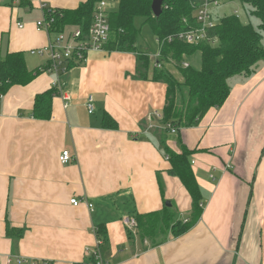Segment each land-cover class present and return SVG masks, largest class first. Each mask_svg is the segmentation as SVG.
I'll use <instances>...</instances> for the list:
<instances>
[{
  "label": "crops",
  "instance_id": "1",
  "mask_svg": "<svg viewBox=\"0 0 264 264\" xmlns=\"http://www.w3.org/2000/svg\"><path fill=\"white\" fill-rule=\"evenodd\" d=\"M86 1L0 0V58L21 52L32 74L27 84L0 92V264L87 261L101 224L104 264H264V58L250 73L229 79L226 102L198 125L171 133L159 116L168 85L153 74L155 67L174 72V59L162 61L159 38L158 51L150 45L135 52L92 51L85 64L57 72H48V54L32 52L75 26L38 29L47 9H75ZM105 1L110 12L113 3L118 8L119 0ZM260 45L264 49V34ZM140 55L150 59L147 78ZM51 90L45 118L36 101ZM166 146L193 150L203 212L180 236L144 238L123 219L167 202L179 220L193 211L190 193L169 173ZM64 150L71 152L70 163L60 160ZM73 198L81 203L75 206Z\"/></svg>",
  "mask_w": 264,
  "mask_h": 264
},
{
  "label": "trees",
  "instance_id": "2",
  "mask_svg": "<svg viewBox=\"0 0 264 264\" xmlns=\"http://www.w3.org/2000/svg\"><path fill=\"white\" fill-rule=\"evenodd\" d=\"M100 1L87 0L75 9L55 8V12L54 8H49L45 14L48 17L51 15L52 27L57 30H63L67 24H74L87 31ZM154 1L119 0L118 8L109 13L110 36L104 48L107 51H137L139 29L135 20L139 16L145 17V23L160 40L169 34L197 26L191 5L193 0H161L162 12L159 16L153 14ZM238 1L252 7L253 13L260 19L258 27L229 14L209 30L210 36L217 35L219 38V43L215 46L208 41L189 44L179 39L162 44V61L169 62L170 58L174 59L176 69L182 74L180 78L163 67L154 68L153 78L163 80L168 85L167 101L161 117L165 125L171 124L177 129L198 125L210 109L226 102L231 91L229 79L238 74L250 73L257 62L264 58V49L260 45L264 34V0ZM197 50L202 57L201 67L195 68L191 64L185 67L184 63L188 61L185 56H191ZM139 63L141 76L147 78L150 70L149 57L140 55ZM31 79L32 74L28 71L21 52L8 53L0 58V92L5 94L12 85L27 84ZM53 92L47 91L37 97L36 109L40 116L50 117ZM111 126L116 127V122ZM164 130L169 131V128L166 126ZM165 152L171 163L169 173L179 177L190 193L193 211L185 222L177 219L176 213L169 206L150 213L136 214L135 219L144 238L167 234L180 236L191 229L203 212L202 191L190 161L193 150L184 148L178 152L166 146ZM7 231L8 235H15L9 227ZM96 233L105 242L106 230L103 224L97 226ZM75 264H96L95 255L90 256L87 261Z\"/></svg>",
  "mask_w": 264,
  "mask_h": 264
},
{
  "label": "built area",
  "instance_id": "3",
  "mask_svg": "<svg viewBox=\"0 0 264 264\" xmlns=\"http://www.w3.org/2000/svg\"><path fill=\"white\" fill-rule=\"evenodd\" d=\"M223 4L222 0H193L191 3L194 11V19L199 25L197 28H191L186 31H181L176 34H171L168 38L169 41L174 39H179L185 43L194 44L202 41L204 37H207V41L212 45H217L219 43V38L217 35L210 36L209 30L216 27L219 20H215L212 14V10L218 8ZM44 8L46 6H43ZM55 12V8L53 9ZM109 9L105 0H101L97 3L96 10L94 12L93 22L87 31H83L80 26H76V30L68 32H58L55 39L50 40L49 44L38 50H33V53L38 55H49V66L48 72L65 71V67L72 64H85L88 61L89 53L92 51H104L105 43L108 41L110 36V22H109ZM235 14L239 15L236 11ZM51 15L48 17L45 14L43 18L36 22L37 28L40 30H45L49 32L52 29L53 19ZM20 28L24 27V24L18 22ZM162 44L165 42L161 40ZM218 42V43H217ZM190 63L187 61L184 63L185 67H188ZM159 66V65H158ZM61 81H57L55 85L61 86ZM3 95L0 94V98ZM87 106L90 113L95 110L94 98L89 96L87 99ZM162 117V114L159 115ZM168 127L171 133H177L178 129L171 124H166L164 127ZM60 160L62 163H70L72 161V155L69 150L62 151L60 155ZM71 203L78 206L81 200L76 198L71 199ZM89 207L92 208L93 205L89 203ZM124 224L128 228L136 229L138 223L134 217H125L123 219ZM188 221V219H185ZM101 241L98 240V243ZM98 247L89 249L88 252L90 256L95 255L96 264H104V261L99 254Z\"/></svg>",
  "mask_w": 264,
  "mask_h": 264
},
{
  "label": "rangeland",
  "instance_id": "4",
  "mask_svg": "<svg viewBox=\"0 0 264 264\" xmlns=\"http://www.w3.org/2000/svg\"><path fill=\"white\" fill-rule=\"evenodd\" d=\"M107 2V1H106ZM223 2L227 3V4H221L218 8L213 9L212 10V14L215 20H219L223 15H227V14H232L233 11L235 10H239L240 11V18L244 23H252L255 27H258L260 24V19L257 15H255L253 13L252 7L249 5H244L242 4L240 1L238 0H223ZM115 6V7H114ZM110 8V6H109ZM112 10H116L117 6L115 5V3H113V7L111 6ZM220 22V20H219ZM135 25L137 26V28L139 29V36H138V40H137V47L139 49H145L146 47H151L152 50L154 51H158L159 49V44L157 41V36H155V34L153 33L151 27L145 23V17H137L135 20ZM78 25L75 26H70V27H66L65 28V33L68 31H72V30H76ZM199 25L197 24V26H195L194 28H197ZM191 29V28H190ZM176 34V33H174ZM172 36L171 34L167 35L166 37H163L162 40H164L167 43H172L174 40L169 41L168 38ZM207 37H204L203 39H201L202 41L200 42H205ZM199 42V43H200ZM199 43H194V44H199ZM218 43V42H217ZM210 44V43H209ZM212 45V44H211ZM192 58H188V61H191L193 64L192 66L195 68H200L201 64H202V57H201V53L197 50L195 51V53H193ZM191 64V63H190ZM175 68H177V65L174 63L173 64V68L174 72L176 74V76H180L181 78V71L176 70ZM150 72V70L148 71ZM159 113H152L150 114L149 117V121H151L152 117L154 116H158ZM163 115V112H162ZM157 118V117H156ZM161 121V120H160ZM161 124L163 125V127L165 126V123L161 122ZM181 129V128H180ZM177 132H179V130ZM175 212V211H174ZM188 219V218H185ZM185 219H183V222H185ZM99 241H101L100 243L97 242L96 246L98 247V249L100 250L101 245L103 244V240L98 238ZM100 254V251H99ZM101 255V254H100Z\"/></svg>",
  "mask_w": 264,
  "mask_h": 264
},
{
  "label": "water",
  "instance_id": "5",
  "mask_svg": "<svg viewBox=\"0 0 264 264\" xmlns=\"http://www.w3.org/2000/svg\"><path fill=\"white\" fill-rule=\"evenodd\" d=\"M152 11L155 16H159L162 12V1L161 0H155L152 4ZM168 206H171L170 202H167Z\"/></svg>",
  "mask_w": 264,
  "mask_h": 264
}]
</instances>
